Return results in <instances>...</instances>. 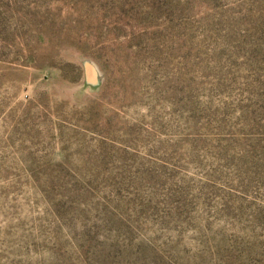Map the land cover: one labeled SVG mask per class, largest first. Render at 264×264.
I'll list each match as a JSON object with an SVG mask.
<instances>
[{
  "label": "rangeland",
  "instance_id": "374dc122",
  "mask_svg": "<svg viewBox=\"0 0 264 264\" xmlns=\"http://www.w3.org/2000/svg\"><path fill=\"white\" fill-rule=\"evenodd\" d=\"M0 264H264V0H0Z\"/></svg>",
  "mask_w": 264,
  "mask_h": 264
}]
</instances>
